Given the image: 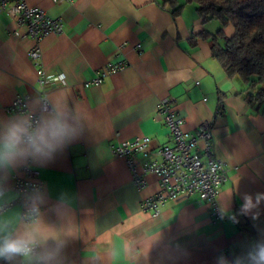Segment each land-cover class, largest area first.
<instances>
[{"label": "crops", "instance_id": "crops-1", "mask_svg": "<svg viewBox=\"0 0 264 264\" xmlns=\"http://www.w3.org/2000/svg\"><path fill=\"white\" fill-rule=\"evenodd\" d=\"M27 3L59 20L63 33L40 42L52 112L39 114L34 140L23 142L25 116L5 108L22 96L39 112L42 89L25 29L0 13V205L13 199L11 184L23 168L36 169L44 182L29 198L40 209L36 221H23L18 206L0 214V246L31 237L40 256L51 257L41 264H225L222 250L247 264L254 247L264 249V197L257 202L264 194V114L245 100L244 82L228 78L212 57L201 36L212 32L195 9L187 4L173 15L163 0ZM106 65L124 68L90 83ZM165 98L185 131L212 122L214 154L228 175L218 196L221 221L195 195L165 201L155 217L141 211V201L159 191L158 178L148 175L137 190L124 160L111 153L113 144L139 136L153 149L168 144L157 113ZM17 129L19 139L6 151Z\"/></svg>", "mask_w": 264, "mask_h": 264}, {"label": "built area", "instance_id": "built-area-1", "mask_svg": "<svg viewBox=\"0 0 264 264\" xmlns=\"http://www.w3.org/2000/svg\"><path fill=\"white\" fill-rule=\"evenodd\" d=\"M51 1L54 4L72 3V0ZM0 13H6L14 18L16 24L25 29V35L32 42L27 56L36 71L37 83L42 89L39 96L40 111H33L28 105V98L22 96L14 98L5 108L7 112L25 116L22 141L29 143L34 140L39 125V114L52 112L47 95L43 91L46 73L42 66L40 42L48 35L62 34L63 25L59 20L47 16L42 10L30 6L27 0H0ZM123 68V65L103 66L90 83L98 85L103 78ZM157 113L166 126L168 144L153 149L150 147L149 137L139 136L131 140L118 141L110 147L114 156L124 160L131 182L137 190H142L146 186V177L150 174L159 180V191L141 201V211L155 217L160 214L161 206L165 201L195 195L208 206L211 218L221 221L223 212L218 204V196L221 186L228 181V175L224 164L214 154L212 122L200 123L194 133L185 131L182 118L176 113L173 102L168 98L159 101ZM149 155L153 157L147 159ZM22 171L24 177L14 179L11 184L13 199L0 205V214L10 207L18 206L21 219L25 222H34L38 218L40 209L30 204L29 198L33 193L43 190L44 182L36 169L25 167ZM2 192L0 185V195ZM32 247L33 252L30 255L39 257V244L34 242ZM261 250L258 246L254 247L247 258V264H264V261L259 260ZM218 256L225 264H236L228 250H222ZM35 262L41 264L42 261L36 259ZM0 264L12 263L2 257Z\"/></svg>", "mask_w": 264, "mask_h": 264}, {"label": "trees", "instance_id": "trees-1", "mask_svg": "<svg viewBox=\"0 0 264 264\" xmlns=\"http://www.w3.org/2000/svg\"><path fill=\"white\" fill-rule=\"evenodd\" d=\"M177 15L183 6L193 4L202 22L218 21L215 33L201 36L210 42L212 57L228 78L239 77L247 87L245 100L264 114V0H163ZM230 25L227 36L223 28Z\"/></svg>", "mask_w": 264, "mask_h": 264}, {"label": "clouds", "instance_id": "clouds-1", "mask_svg": "<svg viewBox=\"0 0 264 264\" xmlns=\"http://www.w3.org/2000/svg\"><path fill=\"white\" fill-rule=\"evenodd\" d=\"M19 129L13 131L8 140L6 141L4 148L6 151H11L16 141H18L19 136L17 132ZM264 197V194H257V202ZM245 204L243 207L248 208L252 206L251 197L247 194L244 197ZM34 240L31 237L28 238H18V239H5L2 246H0V257H3L5 260L11 261L16 256H29L33 252L32 245ZM36 259L39 261H47L51 259L50 256H39ZM259 260L264 261V249L261 250L259 255Z\"/></svg>", "mask_w": 264, "mask_h": 264}, {"label": "rangeland", "instance_id": "rangeland-1", "mask_svg": "<svg viewBox=\"0 0 264 264\" xmlns=\"http://www.w3.org/2000/svg\"><path fill=\"white\" fill-rule=\"evenodd\" d=\"M187 7H191V9L194 10L193 4H188ZM219 28H221V27H220V24L218 23V21L212 20V21L208 22L207 29L209 31H211L212 33L217 31ZM223 31L227 36H230L233 32V29L230 25H228V26L223 28Z\"/></svg>", "mask_w": 264, "mask_h": 264}]
</instances>
